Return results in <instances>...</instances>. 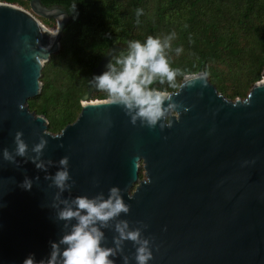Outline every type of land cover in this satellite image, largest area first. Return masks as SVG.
<instances>
[{"label":"water","instance_id":"water-1","mask_svg":"<svg viewBox=\"0 0 264 264\" xmlns=\"http://www.w3.org/2000/svg\"><path fill=\"white\" fill-rule=\"evenodd\" d=\"M30 6L32 12L0 3V264H23L29 254L39 262L63 234L50 207L56 190L44 180L58 167L44 173L20 157L19 168L3 160V149L15 148L17 131L30 149L46 135L44 160L58 165L70 158L73 197L121 188L131 206L121 218L132 227L144 222L145 237L154 238L150 264H264V88L254 85L250 106L226 99L209 79L207 88L178 90L175 101L191 111L170 117L171 126L161 131L133 126L118 106L98 105V91L89 84L77 120L52 134L29 101L42 92V71L60 50L70 16L41 0ZM39 18L56 20V29ZM116 52L101 60L92 78L107 70ZM25 175L40 176L31 191L19 187ZM106 236V246H113L114 232L106 230ZM134 251L128 242L126 254Z\"/></svg>","mask_w":264,"mask_h":264},{"label":"trees","instance_id":"trees-1","mask_svg":"<svg viewBox=\"0 0 264 264\" xmlns=\"http://www.w3.org/2000/svg\"><path fill=\"white\" fill-rule=\"evenodd\" d=\"M32 0H0L31 10ZM48 8H63L70 16L60 50L42 71L41 94L29 109L43 115L48 131L59 134L82 111V97L101 60L126 42L176 32L171 66L182 71L209 72V81L226 99L245 100L264 76V0H41ZM73 5H76L74 11ZM143 9L137 24L136 10ZM45 25L57 27L55 21ZM187 25V27H185ZM54 30V29H53ZM115 54V55H116ZM182 78L178 77L179 82ZM162 87H167L164 85ZM169 91H178L169 89ZM106 94L96 92L93 100ZM144 169L140 179H144Z\"/></svg>","mask_w":264,"mask_h":264},{"label":"clouds","instance_id":"clouds-1","mask_svg":"<svg viewBox=\"0 0 264 264\" xmlns=\"http://www.w3.org/2000/svg\"><path fill=\"white\" fill-rule=\"evenodd\" d=\"M73 9L75 11L76 5H73ZM143 14V9L136 10L137 24ZM176 38V32H172L163 38L150 35L144 42L127 41L126 51L121 50L112 55L106 65L107 70L89 80L91 87L106 94L97 102L98 105L118 106L130 118L133 126L139 123L151 130L159 126L161 131L171 126L168 123L170 117L181 110L185 113L191 111L183 103L175 101L174 97L179 96L180 91L169 89H192L197 85L207 88L209 72L182 71L171 66L170 53L174 51L179 56L184 51L182 47L173 49ZM178 77L182 78L179 82ZM164 85L167 87H162ZM255 87L264 88V76L256 81ZM251 101L252 95L249 94L242 105L250 106ZM19 107L23 111L24 105L20 104ZM23 137L22 131L15 133V148L12 151L4 148L3 160L19 168L21 165L17 157H20L24 159V163L31 162L37 170L44 173H48L51 167H58L54 175L46 174L44 180L50 182L49 188L56 190L50 207L56 212V220L63 225L62 236L58 241L50 242V252L46 258L37 262L35 254H29L23 264H116L117 258H121L123 264H132L133 260L135 264H150L154 259V238L145 237L148 225L144 222L138 221L137 226L132 227L128 220L121 218L122 215L130 214L131 210V206L124 200L122 189L111 187L107 196L101 191L93 197H73L72 190L76 181L70 175V158H61L58 165L51 159L44 160L48 146L46 135H40L39 143L34 144L31 149ZM60 147L63 148L64 145L61 144ZM139 160L136 159V168L139 167ZM249 163L255 161H244L243 166ZM39 181L40 176L32 179L25 175L19 187L31 191L34 183ZM94 186L98 187V182H94ZM65 193L68 194L67 197ZM128 198L132 199V196L129 195ZM106 230L114 232L111 247L106 246ZM128 242L135 249L131 256L125 252Z\"/></svg>","mask_w":264,"mask_h":264},{"label":"rangeland","instance_id":"rangeland-1","mask_svg":"<svg viewBox=\"0 0 264 264\" xmlns=\"http://www.w3.org/2000/svg\"><path fill=\"white\" fill-rule=\"evenodd\" d=\"M29 12H32L31 10L29 11ZM39 20L44 24L45 22L43 21V19L42 18H39ZM44 20H47V19H44ZM49 21H52V20H49ZM53 21H55L56 22V20H53ZM57 23V22H56ZM46 27L47 28H49V29H55V27H51V26H48V25H46Z\"/></svg>","mask_w":264,"mask_h":264},{"label":"bare ground","instance_id":"bare-ground-1","mask_svg":"<svg viewBox=\"0 0 264 264\" xmlns=\"http://www.w3.org/2000/svg\"><path fill=\"white\" fill-rule=\"evenodd\" d=\"M55 30V29H54ZM84 103H86V102H84Z\"/></svg>","mask_w":264,"mask_h":264}]
</instances>
